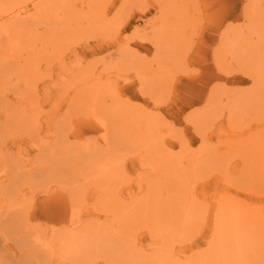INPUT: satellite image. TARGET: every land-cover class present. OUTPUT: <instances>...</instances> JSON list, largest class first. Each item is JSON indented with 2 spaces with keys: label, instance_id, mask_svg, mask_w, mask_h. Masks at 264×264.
Listing matches in <instances>:
<instances>
[{
  "label": "rangeland",
  "instance_id": "rangeland-1",
  "mask_svg": "<svg viewBox=\"0 0 264 264\" xmlns=\"http://www.w3.org/2000/svg\"><path fill=\"white\" fill-rule=\"evenodd\" d=\"M0 10V264H264V0Z\"/></svg>",
  "mask_w": 264,
  "mask_h": 264
},
{
  "label": "bare ground",
  "instance_id": "bare-ground-1",
  "mask_svg": "<svg viewBox=\"0 0 264 264\" xmlns=\"http://www.w3.org/2000/svg\"><path fill=\"white\" fill-rule=\"evenodd\" d=\"M19 4V3H18ZM44 5V4H43ZM40 7H38V5H37V8H38V10L36 9V7H35V9L37 10L36 12L38 13V14H41L44 10H46V8L44 7V6H42V4L41 5H39ZM27 10V9H26ZM1 11V10H0ZM22 11H24L23 13H26V11L25 10H23L22 9ZM3 12H4V10H3ZM18 14L20 13L19 11L17 12ZM34 16V15H33ZM4 16L3 15H0V20L3 18ZM38 17V16H37ZM4 21V20H3ZM90 21V20H89ZM40 24V23H39ZM53 24V23H52ZM51 24V25H52ZM25 28V26L23 25V24H21V23H17V22H0V43H2V41L4 40V39H12L13 38V40L15 41V45L16 46H19L22 42H20L21 41V37H23V35H25L26 33V28ZM57 28V27H56ZM38 31V30H37ZM28 32V31H27ZM35 37V36H34ZM8 44V43H7ZM24 44V43H23ZM1 57V56H0ZM3 58V57H2ZM0 60L2 61V59L0 58ZM4 60V59H3ZM5 66V65H4ZM1 70H3V67L1 68L0 67V71ZM98 120V119H97ZM36 125V124H35ZM49 125V124H48ZM5 125H3V127H4ZM45 126V125H44ZM47 126V125H46ZM31 127V126H30ZM111 127V126H110ZM5 128V127H4ZM36 129V128H35ZM105 130V129H104ZM108 131V130H107ZM109 132V131H108ZM110 133V132H109ZM111 136V135H110ZM111 139V138H110ZM40 140V139H39ZM63 145V144H62ZM87 145H89V144H87ZM90 147V146H89ZM86 148V147H85ZM1 149V148H0ZM5 150V149H4ZM51 150V149H50ZM8 152V151H7ZM72 155V154H71ZM7 156V155H6ZM7 158V157H6ZM67 158V157H66ZM101 159V158H100ZM59 160V159H58ZM102 160V159H101ZM107 160H108V158H107ZM7 161V160H6ZM106 162H108V161H106ZM103 164V163H102ZM101 164V165H102ZM100 165V166H101ZM106 165V164H105ZM92 166H94V164L92 165ZM103 166V165H102ZM101 166V167H102ZM115 166V165H114ZM74 167V166H73ZM112 168V167H111ZM93 169V168H92ZM104 169H106L105 167L104 168H101V170L103 171ZM94 170V169H93ZM176 170V169H175ZM49 172V171H48ZM69 172V171H68ZM81 172H83V171H81ZM95 172V171H94ZM82 174V173H81ZM106 174V173H105ZM82 177H83V175H82ZM71 180V179H70ZM73 180V179H72ZM67 181V180H66ZM86 181V180H85ZM45 182V181H44ZM68 182V181H67ZM68 183H72V182H68ZM31 184V183H30ZM24 185V184H23ZM70 185H72V184H70ZM40 186V185H39ZM9 187V186H8ZM7 187V188H8ZM46 187V186H45ZM56 187V186H55ZM54 187V188H55ZM4 189H5V187H4ZM45 189V188H44ZM8 193V192H7ZM14 193V192H13ZM42 193V192H41ZM10 194V193H9ZM8 194V195H9ZM2 196V195H1ZM10 196H12V195H10ZM4 197V196H3ZM8 198L9 197H7V200H8ZM11 198V197H10ZM12 201V199H9V201ZM20 202V201H19ZM70 204V203H69ZM14 205V204H13ZM13 206H12V204H9L8 203V205L7 206H5L4 207V210L3 209H1V210H3L4 211V213H5V215L7 214V213H9V211H10V209L12 208ZM21 207V206H20ZM73 207V206H72ZM14 208H12V210H13ZM62 209V208H61ZM75 210V209H74ZM1 212V211H0ZM75 214L76 215H78L77 213H76V210H75ZM53 216V215H52ZM54 217V216H53ZM52 217V218H53ZM15 219V218H14ZM11 218H10V216L8 217V216H3V218H1L0 219V235H3V236H6L7 234H8V231L10 230V226L12 225L11 224ZM19 221V220H18ZM60 221V220H59ZM19 224V223H18ZM62 226V225H61ZM15 227V226H14ZM21 227V226H20ZM57 227H59V226H57ZM63 227H64V225H63ZM65 228V227H64ZM21 229V228H20ZM224 232V231H223ZM222 233V232H221ZM40 234V233H39ZM221 235V234H220ZM56 237V236H55ZM65 237V236H64ZM83 237V236H82ZM9 238H11V237H9ZM25 238V237H24ZM23 239V238H22ZM81 239V238H80ZM94 239V238H93ZM92 239V240H93ZM6 240V239H5ZM34 241H36L35 240V238L33 239ZM59 240H61V239H59ZM23 241V240H22ZM44 241V240H43ZM58 241V240H57ZM76 241V240H75ZM5 242V241H4ZM32 242V241H31ZM65 242V241H64ZM63 242V243H64ZM76 242H79V241H76ZM77 244V243H76ZM75 244V245H76ZM74 245V244H73ZM78 248V247H77ZM73 248L71 247V244H68V242L67 243H65V244H62L61 246H59L57 249H55L54 250V252L53 253H57L58 254V256H59V258L61 259V260H64L66 257H67V253L70 251V250H72ZM73 251V250H72ZM10 252V251H9ZM21 252H22V248H21ZM70 253V252H69ZM52 255V254H51ZM22 256V255H21ZM20 256V257H21ZM27 257V256H26ZM30 257V256H29ZM22 258V257H21ZM20 258V259H21ZM28 258V257H27ZM65 261V260H64ZM50 262V261H49ZM12 263V262H11ZM19 263V262H18Z\"/></svg>",
  "mask_w": 264,
  "mask_h": 264
}]
</instances>
